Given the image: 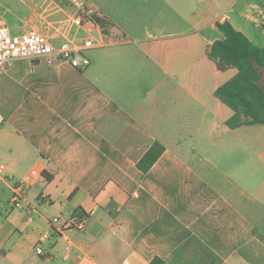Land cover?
I'll use <instances>...</instances> for the list:
<instances>
[{
  "label": "crops",
  "instance_id": "0c3cea01",
  "mask_svg": "<svg viewBox=\"0 0 264 264\" xmlns=\"http://www.w3.org/2000/svg\"><path fill=\"white\" fill-rule=\"evenodd\" d=\"M17 1L25 13L0 2V24L13 33L49 36L47 21L72 13ZM88 1L109 22L108 33L91 32L104 45L89 50L88 66L41 56L0 74L37 106L25 172L10 184L0 169L8 199L30 178L26 200L0 214V264H264V179L247 166L245 139L230 136L244 126L225 125L232 110L214 95L236 70L206 55L223 36L216 21L264 46V0ZM154 141L164 150L142 172L136 163ZM83 213L81 230L50 224Z\"/></svg>",
  "mask_w": 264,
  "mask_h": 264
},
{
  "label": "built area",
  "instance_id": "2783aa9c",
  "mask_svg": "<svg viewBox=\"0 0 264 264\" xmlns=\"http://www.w3.org/2000/svg\"><path fill=\"white\" fill-rule=\"evenodd\" d=\"M51 1L71 7L72 13L62 20H48L49 36L35 27L27 28L21 33H13L6 25L0 24V74L9 61L41 56L46 57L49 62L63 61L75 69L83 70L90 63L87 52L104 45L103 40L96 42L91 35L92 30L99 27L95 23V17L99 14L92 3L88 0ZM66 27L67 30L64 32ZM79 30H82L84 34L79 35ZM53 37H61V40L55 42ZM3 122L4 117L0 113V129ZM46 196L45 193H40L42 199ZM25 200L26 181L16 182L12 186L10 205L17 208ZM86 218V213L80 216L59 215L53 217L50 224L60 226L61 229L74 227L81 230L85 226ZM36 251L42 252L39 245H36Z\"/></svg>",
  "mask_w": 264,
  "mask_h": 264
},
{
  "label": "trees",
  "instance_id": "16d2710c",
  "mask_svg": "<svg viewBox=\"0 0 264 264\" xmlns=\"http://www.w3.org/2000/svg\"><path fill=\"white\" fill-rule=\"evenodd\" d=\"M95 23L102 33H108L109 22L104 17L96 16ZM215 26L223 36L208 45L206 55L217 70H236L214 91V95L232 110V115L224 121L225 125L234 129L264 124V46L254 44L228 20L216 21ZM163 150L164 146L154 141L136 163L137 168L148 171ZM151 263L162 264L158 258H153Z\"/></svg>",
  "mask_w": 264,
  "mask_h": 264
},
{
  "label": "rangeland",
  "instance_id": "374dc122",
  "mask_svg": "<svg viewBox=\"0 0 264 264\" xmlns=\"http://www.w3.org/2000/svg\"><path fill=\"white\" fill-rule=\"evenodd\" d=\"M0 2L10 7L12 11H16L17 6V12H22V14L27 10L17 0H0ZM87 56L90 59V51L87 52ZM225 77H230L228 76V72L224 73L220 79L226 80L224 79ZM30 96L31 94L25 91L24 88L10 87V85H4V82H1L0 113L5 120L0 129V169L2 170L1 175L10 184L18 181V178L23 175L26 170L23 159L30 154L31 143L28 131L34 126L32 117L37 109L36 104L32 102ZM230 136L236 142L239 139L241 141L245 139L247 145L245 153L247 166L248 168L251 166L255 167L257 175L264 179V124L246 125L242 128L241 132L232 133ZM238 154V151L230 152V162L236 161L239 158ZM24 181L29 182L30 178L28 177ZM38 190V187L34 186L29 190L28 196H34ZM8 197V189L0 184V207L2 209L0 214H4L7 208L15 209L13 207L10 208L11 205H9Z\"/></svg>",
  "mask_w": 264,
  "mask_h": 264
},
{
  "label": "water",
  "instance_id": "95a60500",
  "mask_svg": "<svg viewBox=\"0 0 264 264\" xmlns=\"http://www.w3.org/2000/svg\"><path fill=\"white\" fill-rule=\"evenodd\" d=\"M28 177H29V176L25 177V179L28 178Z\"/></svg>",
  "mask_w": 264,
  "mask_h": 264
}]
</instances>
